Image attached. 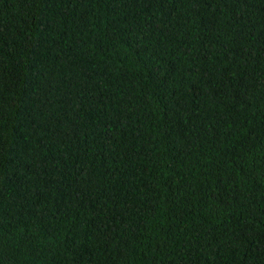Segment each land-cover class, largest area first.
<instances>
[{
  "label": "trees",
  "instance_id": "1",
  "mask_svg": "<svg viewBox=\"0 0 264 264\" xmlns=\"http://www.w3.org/2000/svg\"><path fill=\"white\" fill-rule=\"evenodd\" d=\"M0 264H264V0H0Z\"/></svg>",
  "mask_w": 264,
  "mask_h": 264
}]
</instances>
